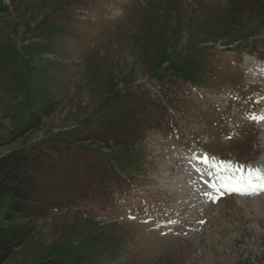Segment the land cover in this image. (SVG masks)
Returning a JSON list of instances; mask_svg holds the SVG:
<instances>
[{
  "label": "rangeland",
  "instance_id": "obj_1",
  "mask_svg": "<svg viewBox=\"0 0 264 264\" xmlns=\"http://www.w3.org/2000/svg\"><path fill=\"white\" fill-rule=\"evenodd\" d=\"M262 74L264 0H0V156L59 134L113 161L1 264H264Z\"/></svg>",
  "mask_w": 264,
  "mask_h": 264
},
{
  "label": "trees",
  "instance_id": "obj_2",
  "mask_svg": "<svg viewBox=\"0 0 264 264\" xmlns=\"http://www.w3.org/2000/svg\"><path fill=\"white\" fill-rule=\"evenodd\" d=\"M45 102L49 104L45 105ZM45 102L40 108L30 112L28 121L36 118L35 122L39 123V117L49 114L51 100ZM35 126L29 125L26 128L29 130ZM98 136L94 139L107 143L104 136ZM109 136L112 135H107ZM122 142L115 138L113 140L115 146L127 145L126 141ZM73 143L54 135L0 156V199L8 198L5 218L8 220L14 214L21 218L17 224H7L0 228V264L33 232L31 221L28 220L44 218L53 209L92 196L100 187L105 188V178L102 175L104 172L108 173L109 167L92 149L77 147L74 150L71 147ZM24 172L29 173V179L22 176ZM64 180L69 183L63 184ZM37 183L44 188L42 195L36 194L39 189ZM35 264L66 263L52 258Z\"/></svg>",
  "mask_w": 264,
  "mask_h": 264
},
{
  "label": "snow or ice",
  "instance_id": "obj_3",
  "mask_svg": "<svg viewBox=\"0 0 264 264\" xmlns=\"http://www.w3.org/2000/svg\"><path fill=\"white\" fill-rule=\"evenodd\" d=\"M261 119H264V117H261ZM204 163H207V158H204ZM243 167V166H242ZM261 177L259 175L255 176V179L259 180ZM243 183V184H247V185H253V170H249V175L247 177H240V181H238V183ZM254 186V185H253ZM243 188L242 187H235L233 189V191H242Z\"/></svg>",
  "mask_w": 264,
  "mask_h": 264
},
{
  "label": "bare ground",
  "instance_id": "obj_4",
  "mask_svg": "<svg viewBox=\"0 0 264 264\" xmlns=\"http://www.w3.org/2000/svg\"><path fill=\"white\" fill-rule=\"evenodd\" d=\"M246 66L248 67L247 74H248V78L249 79H253L254 77H259L258 74H257V68H255V65L253 64L252 61H248ZM261 78H264V74H262Z\"/></svg>",
  "mask_w": 264,
  "mask_h": 264
}]
</instances>
